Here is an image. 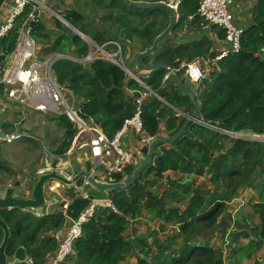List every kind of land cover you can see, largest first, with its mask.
Masks as SVG:
<instances>
[{
    "label": "trees",
    "instance_id": "trees-1",
    "mask_svg": "<svg viewBox=\"0 0 264 264\" xmlns=\"http://www.w3.org/2000/svg\"><path fill=\"white\" fill-rule=\"evenodd\" d=\"M3 2L4 0H0V6ZM33 5L34 3H28L25 6L24 11L16 17L14 27L0 39V64L4 59V51L11 52L16 47L22 28L30 27L32 36L47 30L42 21L29 19ZM198 7V0H182L178 7L180 17L173 30L185 27L186 18L198 16ZM123 9L127 14H136L140 24H143L131 30L144 38L143 50L150 47L158 35L154 30L158 23L169 20V12L164 8L135 6ZM83 14L72 8L64 16L73 25L85 23L88 27L90 23L83 20ZM57 22L58 26H62L61 21ZM51 34L52 32L42 33V39H48ZM95 36L103 41L100 45L108 40L102 37L103 33H96ZM64 39H67L65 34L58 36L53 45L46 47V51L63 52L64 47L60 48L59 45ZM169 39L168 36L164 38L153 54L144 58V63L149 64L153 60L154 63L177 66L185 60V54H189L187 60L192 59L190 51L179 54V50H176L188 46L174 47ZM71 40L70 47L73 46L75 52L81 56L88 53V44L79 35L73 33ZM54 71L59 82L72 88L79 98L82 116L86 119L93 118L110 137L123 127L127 118L134 115L138 105L136 100L140 91L144 90V86L128 76L120 66L101 58H96L88 66L68 58H59L54 63ZM167 73L166 68H157L146 71L142 77L152 91L167 101L166 103L154 93H148L143 99L142 122L145 131L152 136L158 135L162 121H165L166 130L161 133L171 135L185 123L187 117L180 115L173 106L186 109V104L191 103L192 109L187 107L190 113L195 108L190 95L181 84L172 76L165 78ZM178 77L182 84L187 83L182 73H178ZM196 99L200 105V116L207 124L191 122L175 141L158 144L156 148L159 147L163 154L160 155L155 148L153 161L132 185L111 191L110 197L118 211H114L112 207H99L101 212L96 210L93 219L84 225L81 237L75 242L69 261L76 264H123V260L132 255L137 247L141 250L150 248L143 235L139 239H132L125 234L130 228L131 219H138L143 209L152 212L154 218L178 222L186 237L191 234L195 238L202 236L226 212L231 200L240 193L238 189L245 183L249 186L253 182L259 195L256 203L252 204L254 211L251 215L238 220L237 224L243 230L231 237L232 243L237 246H234L231 258L239 263L237 253L242 256L241 259L262 254L264 140L231 136L220 132L214 126L233 132L251 130L255 134L264 135V0H259L254 8L251 26L243 29L240 49L214 63L210 75L203 80L196 92ZM54 119L63 130V138L55 148V153L63 155L71 145L76 128L65 115H57ZM148 148L144 146L142 153L146 154ZM215 152L218 154L214 155ZM135 170L134 167H128L126 175H118V180L129 179ZM169 170L195 176L210 175V180L215 185L224 186L225 190L218 192L217 202L207 210H203L205 196L199 189L191 195L188 203L185 201L184 194L192 192L193 189L191 182L183 185L172 179L168 184L175 189L167 187L163 194H155L152 186L160 182ZM149 172H153V177L146 179ZM175 199L184 202L185 208L181 209L179 205L172 204ZM0 214L11 230L8 256H12L17 247L23 246L34 264H42L47 254L57 247V241L50 231L59 229L65 223L63 213L37 216L31 211L16 207L0 209ZM223 225L221 222L217 226ZM131 228L137 233V229ZM3 236L4 232L0 227V244ZM253 236L258 239H252L251 248L245 246L242 240ZM159 242L161 243L160 240ZM249 249H254V252ZM138 261L140 264H148L143 258ZM169 261L171 264H223L222 258L212 245L187 241L178 255L165 260L163 264ZM256 262L262 264L259 259ZM157 264H161L160 261Z\"/></svg>",
    "mask_w": 264,
    "mask_h": 264
},
{
    "label": "built area",
    "instance_id": "built-area-1",
    "mask_svg": "<svg viewBox=\"0 0 264 264\" xmlns=\"http://www.w3.org/2000/svg\"><path fill=\"white\" fill-rule=\"evenodd\" d=\"M233 2L234 0H202L199 13L203 24H206L207 27L219 25L225 29V39L232 43L233 50L236 51L240 46L243 29L234 25L232 21L233 16L229 7ZM28 3H34L29 19L39 21L40 14L38 15V13H40L39 7H42L41 2L38 0H14L9 15L0 25V39L14 27L16 17L24 11ZM30 29V27L27 29L22 28L19 32L16 47L11 52L4 51V59L0 64V88L5 90V94L10 101L18 104L23 109L67 116L76 128L72 145L67 154L70 155L76 149H87L89 156L92 158V164L88 166V171L95 177L99 176V181L118 182V175H125L128 167L137 168L141 162L138 154L124 145L122 138L127 129L129 127L133 128L134 134L140 136L137 139L143 147L149 145L155 138L143 128L141 106L147 94L153 92L152 89L144 85V90L140 91V96L136 100L138 104L136 112L132 117L125 120L123 127L114 136L110 137L93 118L86 119L82 116L79 98L72 88L59 82L54 71V63L61 57L83 64L90 63L96 58L113 62L119 61L117 60L118 57L122 56L121 45L116 41H109L117 47L115 53H111L105 49L108 42L105 45H98L93 40L88 42L85 39L88 44H95L97 51L89 52L83 57L73 54L49 53L45 59H40L39 47L31 35ZM92 44H90L91 47H93ZM98 51L103 52L102 57L97 54ZM227 53L228 51H223L214 60H219ZM173 70L183 71L184 76L191 81H200L203 77V73L196 62H182L177 68L170 69V72ZM239 134L241 133H233L235 136ZM25 136L31 137V134L21 130L0 132V143H13ZM51 170L52 168L48 166L41 168L39 172L48 173ZM58 172L68 179H72L74 176L71 165L58 168ZM59 186L60 183L58 182L48 184L51 191L57 190ZM88 186L89 181L86 177L83 178L81 184H74L76 192L84 196ZM99 207H112L114 211H118L111 198L102 201L92 200L80 212L78 217L72 220L71 226L64 233L61 230L52 232V235L58 241V248L56 255L51 261H48V264H60L67 258L72 252L75 241L82 233L83 225L94 217Z\"/></svg>",
    "mask_w": 264,
    "mask_h": 264
},
{
    "label": "rangeland",
    "instance_id": "rangeland-1",
    "mask_svg": "<svg viewBox=\"0 0 264 264\" xmlns=\"http://www.w3.org/2000/svg\"><path fill=\"white\" fill-rule=\"evenodd\" d=\"M141 1H145V0H141ZM41 4L42 7H39L40 13H38V15L40 14L39 20L42 21L47 27V30H43L42 33L52 32V34L50 35V37H48V39L46 38L42 39V33L41 34L36 33V35L34 34L33 36L37 42V46L39 47L40 59H45L47 57L49 53L48 51H46V47L53 45L56 38L60 35L64 36L65 34L67 36V39H64L63 41L61 40L62 42L59 45L60 48L64 47V51L63 52L57 51L51 53L73 54L75 56H81L77 52H75L73 46L70 47L72 43L71 36L73 35V33L79 35V37L82 39L83 42H86L85 39L88 42L93 40L95 43L98 42L99 45L103 41L97 38L95 34L103 33L102 37H106V39H108L106 40V42H108L106 45H105L106 42L103 43L105 45V49L107 51H110L111 53H115L117 47L114 43L109 42V40L110 39L119 40L124 50L122 53V59L124 64L125 65L127 64L129 67L137 70L138 67L137 55L143 48L144 38H142L140 35H138L135 32H131V30H133L135 27L143 26V24H140V19L136 17V14L135 15L127 14L126 12H124L123 9V8L125 9L135 8V6L129 5V3H126L125 0H43ZM72 8L84 13L82 17L83 20L85 22L90 23L88 27L85 26V23H76V25H74L78 30L84 31L85 32L84 34H86L88 38L86 37L83 38L81 34H79V32L75 31L76 29L73 27V24L71 22L68 23L69 21L68 22L63 21V19H66L64 16L66 11ZM131 17L133 18V20H129ZM58 20L61 21L62 26H58V22H57ZM161 22L162 21H160L159 23L161 24ZM187 31L188 30H186V32ZM175 35H177V33H175ZM88 42L86 43L88 44ZM90 44H88V49H89L88 53L97 51V46L95 44H92L93 47H91ZM185 45L190 46L189 43ZM75 48H77V46H75ZM102 53H103L102 51H98L97 54L100 57H102ZM85 65L88 66L89 62H86ZM126 73L128 74V76H130L128 72ZM145 73L146 72L138 71V75L141 78L145 76L144 75ZM186 82L190 84L187 80ZM190 86L193 88L192 84H190ZM11 103L15 104L12 101ZM186 105L187 106L189 105L192 109L191 103L190 104L188 103ZM175 111H177L178 113L180 112L178 111V109H176ZM16 116L18 121L25 119L23 118V116L21 117L20 115H16ZM55 116L57 115L50 112L30 113L28 118L23 120L22 124H20V127L22 126L21 129L27 130V132L32 135V137H30L31 139L37 138L36 140L42 143L43 147H41V149L39 150L40 155H43L44 153H48L54 156L53 149H55L58 146L59 142L63 138V130L57 126V122L54 119ZM164 124L165 121H162L161 123L162 129H164ZM240 133L241 134L238 135L240 136V138H244V139L254 138V139L264 140V135L255 134L254 131L251 130H246ZM135 137L140 138L139 135H135ZM22 140L23 143L16 141L13 143H4L0 145V153L3 155V157L8 158L10 156V153H17V152L22 153L21 144L24 145L26 144L27 146L23 148L24 150L23 152L25 154L23 156L22 155L20 156L26 157V161H27L31 155L26 148L30 147L31 149L32 147H36V145L34 143H29L27 139H22ZM156 149L158 153H160V155L163 154V152L159 147H157ZM75 151H79V150L76 149ZM84 151L89 155L87 150L84 149L82 151V154L76 155L74 159L76 168L78 169V164H79L80 170H82L83 167L86 166V159L88 160V158L83 156ZM217 154H218L217 152L214 153V155ZM46 160H48L50 163L53 162V158L50 157L49 155H46ZM152 161L153 159L150 162ZM89 164L90 165L92 164L91 161L89 162ZM27 166L28 165H25V167ZM171 171L170 170L167 171L166 172L167 174L166 173L164 174L163 179H161L160 182H158L156 185L152 186L151 189L155 194H163L166 191L167 187L175 189V187H171L168 184L169 180L172 179L178 180L177 182L182 183L183 185H187V183L191 182L193 183L192 185L193 189L192 192H188L184 194L185 201H187L188 203L189 200L191 199V195L195 192V190L199 189L201 193L205 196V204L203 210H207L210 208L211 205L217 202L218 192H220V190L223 191L225 190L224 186L220 187L218 185H215V183L210 180V175L195 176L191 173L182 174L178 171H172V172ZM153 172H149L145 176V178L151 179L153 177ZM96 177L99 178V176ZM255 181H260V180H255ZM246 184L247 183L242 185L238 189L240 193L237 196H234L235 199H240L241 202L238 201L231 202L225 214L221 217V221L228 219L229 222L231 223L232 221L230 220L231 218H229V215L230 213L233 212V210L234 212L237 211V215L239 219L244 218V216H248V215L250 216L251 213L254 211L252 204L253 202L256 203L259 192H257L258 190L257 191L255 190L256 185H254V182L249 186H246ZM67 189L71 194H74V189L72 187H67ZM50 199L53 200L51 204L53 205L52 208H57L59 202L56 193H53V197ZM172 204L179 205L181 209H184L186 206L184 202H178L176 199L172 201ZM36 211L37 213L36 212L34 213L37 216H39L41 213L38 210ZM97 212H101V209H98ZM141 214L142 215L138 219L134 221L131 220L130 227H133L141 231L140 233H137V236L141 234L147 235L146 240L149 243L152 242L153 247L142 248L143 250H141L140 247H137L132 255L127 257L125 260H123L125 264H140L138 261L139 258L146 259L148 264H157L158 261H160V263L163 264L165 260H170L171 258L178 255L180 249L183 247V245H185L186 241L187 243L209 244L211 243V240L213 239L217 240L219 236L220 227L217 225L218 223H221V221L219 222L220 218L216 223H214L211 227L205 230L206 234L195 238L191 233H190L191 236L188 235L189 237H186V235L183 234L182 232L183 230L181 228V225L176 221L170 222V221H165L158 217L154 218L155 215L147 209H143V212ZM230 230H232V228ZM130 231L131 230H128V232H125V234L130 235L131 233ZM154 231H156L157 235L163 237L161 245L156 246V244L153 242L155 239H159L158 236L153 234ZM234 233L236 232L232 231L228 237L227 236L225 237V243H227V241L230 240L231 243L228 245L232 247V251L234 247L232 245V241L230 238L233 236ZM151 238L153 239V241ZM251 241L252 239L250 238L242 240L243 244L249 248H251L250 247ZM234 246L237 247L235 244ZM232 251L231 249H227V253L223 251V253L220 255L218 252V255L222 258L223 264H255L254 256H251L250 258L249 256H246L245 258L241 259L242 256H240L239 253L236 254L237 258L240 260L239 263H237L234 258L233 259L231 258ZM249 251L254 252V249L252 250L249 249ZM52 253L53 251L47 254L46 259L42 264H48V261H51ZM260 259L261 262L264 261V256L260 257ZM8 260L14 264H19V262L11 256L8 258ZM72 264H76V263L73 262ZM167 264H171V262L169 261ZM256 264L258 263L256 262Z\"/></svg>",
    "mask_w": 264,
    "mask_h": 264
},
{
    "label": "crops",
    "instance_id": "crops-1",
    "mask_svg": "<svg viewBox=\"0 0 264 264\" xmlns=\"http://www.w3.org/2000/svg\"><path fill=\"white\" fill-rule=\"evenodd\" d=\"M146 1H156V0H146ZM160 1H166V0H160ZM183 1L186 2V0H183ZM191 1L194 2L195 0H191ZM258 1L259 0H235L234 3L230 5L229 7L230 11L233 14V20L237 26L243 29L251 26V24L253 23V10L254 8L257 7ZM13 3H14V0H4V2L1 4L0 6V25L5 21L6 17L9 15L13 7ZM167 25H168V21L163 20L161 24L159 23L158 26L166 27ZM186 30L188 31L186 32ZM175 33H177V35H175ZM170 42L174 47L183 46L189 43L191 46L176 48V50H179V54L182 51H186V52L190 51L189 52L190 55H193L191 60L200 61L203 69L205 68V63L202 60L209 59V57L208 56L200 57V55L210 54L215 51L218 52L231 45L229 41L226 42L224 37H222L221 27L213 26L211 29H202L199 25V20L196 15L189 17V23L186 24L185 27L179 28L173 33V35L170 38ZM184 57L186 61H189L187 60V58L189 57V54H185ZM126 66L130 70L132 69L134 72L138 74V71L136 69L129 67L127 64ZM204 71L208 74L210 71V68L208 69V71H206L205 69ZM186 80L191 84V82L188 79ZM190 84H186V85L190 88ZM175 107L174 109L176 110ZM185 107L186 109L184 108L180 109V112H179L180 115H182V113L184 112H188L187 107H189V105L188 106L186 105ZM38 112L39 111H36L33 109H23L18 104L11 103V101L8 99V97L5 94V90L0 88V132L1 133H5L9 131H17V130L27 132V130L21 129L22 126L20 127V124H22L23 120L28 118L30 113H38ZM16 115H20V117L23 116V118L25 119L18 121ZM165 129H166V125L164 124V129H162L161 124H160V130L158 131V136L166 135L164 133H161ZM22 139H27L29 143H34L36 147H32L31 149L30 147L26 148L27 151L31 155L27 161H26V157H22L25 154L23 152L24 151L23 148L27 146L26 144L25 145L21 144L22 153L20 152L10 153V156L8 158L3 157V155L0 153V189L1 190H4L8 187H13L15 189V192L23 193L24 190L26 189L27 193H30L39 178V172H38L39 168L52 165V163L46 160V155H49L50 157H52L53 161L55 159H58L59 167L67 166L73 163L75 173H78L80 171V166L77 163L78 169L76 168L74 159L76 155H81L84 149H80L79 151H73L70 154L71 160H68L67 156L66 155L64 156V154L63 155L56 154L55 149H53L54 156L48 153H44L43 155H40L39 150L41 149V147H43V145L41 142L36 140L37 138L31 139L30 137L29 138L24 137ZM22 139H20V141L18 142L23 143ZM122 140L126 147H129L130 149L134 150V152L138 153L139 156L142 155L141 150L143 146L140 145L138 139L135 137L133 128L129 127L127 129ZM2 144L4 143H0V145ZM83 156L88 158V160L86 159V167H88L90 165L89 162L91 161L92 163V158L85 151H84ZM25 165H28V166L25 167ZM67 187H72V186L62 185L55 192H51L47 189V192H46L47 198L48 199L52 198L53 193H56V195L58 196V202H59L57 208H52L53 205H50V207L48 208L49 212L62 211L63 210L62 204L64 203V201H70L72 197L77 196L75 191H74V194H71L68 191ZM235 201L241 202L240 199L234 198L231 200V202H235ZM231 202L229 203V205L231 204ZM32 211L37 213L36 210H32ZM224 214L220 216V220L218 219L219 222L221 221V217ZM229 218H231L230 220L232 222L230 223L228 219L221 221V222H224L223 223L224 225L223 227L219 226L220 231H219V236L217 240L216 239L211 240V244L214 247H217L223 250L224 252L227 251L225 237L226 236L228 237L232 231L240 232L241 230H243V228L242 229L239 228V225L237 224L239 223L238 222L239 217L237 215V211L234 212L233 210V212L230 213ZM70 225H71V219L65 218V223L62 225V228H61L62 233H64ZM231 228L232 230H230ZM138 232L140 233L141 231L138 230ZM252 239L257 240L258 238L253 236ZM228 242H230V240L227 241V243ZM232 245L234 246L233 243ZM57 248H58V242H57V247L55 248L54 252L51 255V258L55 255ZM261 252H262L261 255H257V256L254 255L255 264H256V259L261 260L260 257L264 256V249L261 248ZM72 263L73 262L69 261V263H66V264H72ZM123 264L125 263L123 262ZM262 264H264V261H262Z\"/></svg>",
    "mask_w": 264,
    "mask_h": 264
},
{
    "label": "water",
    "instance_id": "water-1",
    "mask_svg": "<svg viewBox=\"0 0 264 264\" xmlns=\"http://www.w3.org/2000/svg\"><path fill=\"white\" fill-rule=\"evenodd\" d=\"M125 2L129 3L130 5L141 7V8H164L169 12L170 16V23L169 25L154 39L152 45L147 48L146 50L142 51L137 57V64L139 69L143 71H150L157 68H166V65L161 63H151V64H144L143 60L147 55L152 54L159 44L162 42L164 38L171 34L174 26L178 22V12L173 7L176 5L178 0H172L171 3L168 2H153V1H141V0H125ZM63 21H67L63 19ZM68 22V21H67ZM70 23V22H68ZM73 27L76 29L75 31L80 32L74 25ZM126 72H128L133 77H138L135 73L130 71L127 67H123ZM175 80L181 84V87L185 89L188 94L190 95L192 102L195 105V111L192 115L188 116L185 123L182 127L173 135L167 134L163 136L157 137L148 148L147 154L142 159V162L136 168L135 172L131 175L129 179L120 180L115 183H107V182H100L94 178L93 174L87 171V167H83L78 173L74 175L72 179H67L66 177L59 174L57 168H61L58 166V159H55L52 162V171L49 173H40L39 178L33 187L31 193L29 195H25L24 192H15L13 187H8L4 190L0 189V209H12V208H21V209H34L38 210L41 215H45L48 213V208L52 204L53 200L48 199L46 195V185L50 180H58L66 185H72L74 182L78 181L82 176H85L88 181L90 182L91 188L87 190L86 196H77L73 198L66 206V215L71 219H76L80 212L92 201V200H107L110 197V193L112 190L115 189H123L127 188L134 183L137 177L149 166L151 158L154 154L155 148L160 143H166L175 141L179 138L188 124L192 121H200V106L196 100V97L193 91L186 85L182 84L177 76H175ZM160 99V97L156 92H154ZM166 102V100H165ZM0 226L4 231V237L0 244V264H14L8 261V243L11 236V230L8 224L4 221L0 214ZM13 257L19 261L23 262L27 258L26 250L23 246L17 247L13 253Z\"/></svg>",
    "mask_w": 264,
    "mask_h": 264
},
{
    "label": "clouds",
    "instance_id": "clouds-1",
    "mask_svg": "<svg viewBox=\"0 0 264 264\" xmlns=\"http://www.w3.org/2000/svg\"><path fill=\"white\" fill-rule=\"evenodd\" d=\"M39 2H42V0H38ZM146 1V0H145ZM171 1L172 0H166V1H159V2H168V3H171ZM201 1L202 0H199V7H198V11H197V14H198V20H199V25H200V27L202 28V29H211L213 26H218V27H221V26H219V25H210L209 27H207L206 26V24H203V20H202V17L200 16V13H199V8H200V5H201ZM235 1V0H234ZM153 2H156V1H153ZM180 2H181V0H178V2L176 3V5H174L173 7L177 10V12H178V7H179V4H180ZM234 3V2H233ZM232 3V4H233ZM13 5H14V3H13ZM36 5H37V3H36ZM230 9V8H229ZM231 12V11H230ZM232 14V13H231ZM232 16H233V14H232ZM179 17H180V15H179V12H178V19H179ZM191 17V16H190ZM232 21H233V23H234V20L232 19ZM169 23H170V16H169V20H168V25H169ZM189 23V17L188 18H186V24H188ZM159 24V23H158ZM177 24V23H176ZM167 25V26H168ZM234 25H236L235 23H234ZM166 26V27H167ZM237 26V25H236ZM165 27V28H166ZM175 27V26H174ZM237 27H239V26H237ZM164 28V29H165ZM222 28V37H224V39H225V37H226V31H225V29L223 28V27H221ZM240 28V27H239ZM163 27L162 26H156L155 28H154V30L156 31V33L159 35L163 30ZM174 29V28H173ZM176 30H172V32H171V34H169V38H171V36L173 35V33L175 32ZM79 34H81V36L83 37V36H86V34H84V32H82V31H80L79 32ZM87 37V36H86ZM157 37V36H156ZM155 37V38H156ZM241 37H242V35H241ZM241 37H240V41H241ZM170 40V39H169ZM109 41H116V42H118L120 45H121V42L119 41V40H116V39H110ZM225 41L227 42L228 40H226L225 39ZM231 43V42H230ZM99 45V44H98ZM103 45V44H102ZM152 45V44H151ZM121 48H122V53H123V47H122V45H121ZM143 48H144V41H143ZM143 48H142V50L138 53V55L142 52V51H144L143 50ZM149 48V47H148ZM158 48V47H157ZM147 49V48H146ZM145 49V50H146ZM239 49H240V46H239ZM238 49V50H239ZM238 50H233V46H232V43H231V45L230 46H228L227 48H224V49H222L221 51H218V52H213V53H210V54H208L207 56L209 57V59H204V60H202L204 63H205V70L206 71H208V69L210 68V71H209V73L207 74L205 71H204V69H203V67H202V65H201V62L200 61H197V60H190V61H187V62H196V64L200 67V69H201V71H202V73H203V77H202V79L200 80V81H191L188 77H186V79H188L190 82H191V84L193 85V88L190 86V89L193 91V93H194V95H195V97H196V92L199 90V88H200V86H201V84H202V82H203V80L207 77V76H209L210 75V73H211V70H212V67H213V65H214V63H216L217 61H219L220 59H222L223 57H225V56H227L228 54H230V53H232V52H237ZM223 51H228V53L225 55V56H223V57H221L219 60H214L215 59V57L217 56V55H220ZM88 54V53H87ZM86 54V55H87ZM153 54V53H152ZM152 54H150V55H152ZM137 55V56H138ZM83 56H85V55H83ZM148 56V55H147ZM201 57V56H200ZM203 57H206V56H203ZM61 58H65V57H61ZM152 58H153V56H152ZM151 58V59H152ZM101 59H103V58H101ZM121 59V60H120ZM117 60H119V61H110V62H112V63H114V64H116V65H118V66H120L122 69H123V67H127L125 64H124V62H123V59H122V56L120 57L119 56V58L117 59ZM106 61H109V60H106ZM153 60H151L150 61V63L149 64H151V63H154V62H152ZM186 60H183L182 62H185ZM182 62H180L179 63V65H177V66H168V65H166V69H167V71L168 72H170V69H174V68H177L178 66H180V64L182 63ZM91 63V62H90ZM143 63H144V60H143ZM145 64V63H144ZM128 68V67H127ZM129 69V68H128ZM123 70H125V69H123ZM130 70V69H129ZM130 71H132L133 73H135L138 77L136 78V77H133L132 75H130V77H132V78H134L135 80H137L138 82H140L143 86L144 85H147L143 80H142V78L136 73V72H134L132 69L130 70ZM137 71H140V72H146V71H143V70H141V69H139V67H137ZM178 73H182V75H185L184 74V72L183 71H171L170 72V74L167 76L166 75V79L168 78V77H170V76H172L174 79H175V76H177V78L179 79V81H180V78L178 77ZM168 74V73H167ZM207 74V75H206ZM145 75V74H144ZM176 81V80H175ZM182 83V82H181ZM183 84H188V83H183ZM148 86V85H147ZM152 93H154V91L152 92ZM157 96V95H156ZM164 99V98H163ZM197 100V99H196ZM163 101H165V100H163ZM198 102V101H197ZM166 103H167V101H166ZM193 103V102H192ZM194 104V103H193ZM198 104H199V102H198ZM173 106V105H172ZM195 106V105H194ZM200 106V105H199ZM173 107H175V106H173ZM176 109H178V111H180V109L181 108H179V107H175ZM194 111H195V108H194ZM194 111L192 112V113H190L189 111L188 112H184L183 113V116H186L187 118H188V116H190V115H192L193 113H194ZM199 118H200V121H195V122H198V123H204V124H207L205 121H203V119H202V117L201 116H199ZM192 122H194V121H192ZM191 123V122H190ZM189 125V124H188ZM209 125V124H208ZM182 127V126H181ZM143 128H144V126H143ZM187 128V127H186ZM214 128H216L217 130H219L220 132H223V133H227V134H230L231 136H235V135H233V133H240V132H243V131H236V132H233V131H228V130H225V129H222V128H220V127H217V126H214ZM145 130V129H144ZM185 131V130H184ZM229 132H231V133H229ZM149 134V133H148ZM183 134V133H182ZM254 134V133H253ZM167 135V134H166ZM259 135H261V134H259ZM25 137H27V136H25ZM31 137H32V135H31ZM154 140L157 138V137H159L158 135L157 136H155L154 135ZM235 137H240V136H235ZM24 138V137H23ZM22 139V138H21ZM250 139H254V138H250ZM153 140V141H154ZM17 141H19V140H17ZM73 141V140H72ZM152 141V142H153ZM16 142V141H15ZM151 142V143H152ZM150 143V144H151ZM149 144V145H150ZM71 145H72V142H71ZM71 145H70V147H71ZM149 145H145V146H148L149 147ZM70 147H69V149H70ZM68 149V150H69ZM143 149V148H142ZM68 150L64 153V156L66 155L67 156V159L68 160H71V158L69 157V155L67 154V152H68ZM78 150V149H77ZM75 151V150H74ZM142 152V151H141ZM138 154V153H137ZM147 154V153H146ZM139 155V154H138ZM153 159V156H152V158H151V160ZM141 161V160H140ZM142 162V161H141ZM140 162V163H141ZM150 164V163H149ZM71 165V167H72V172H73V174L75 175L76 173H75V169H74V166H73V163H71L70 164ZM44 167H46V166H44ZM48 167V166H47ZM51 168H52V166H50ZM63 167V166H62ZM43 168V167H42ZM41 169V167L39 168V170ZM58 169V168H57ZM136 169V168H135ZM87 171H88V167H87V169H86ZM52 171V170H51ZM39 172V171H38ZM49 173V172H48ZM39 174H40V172H39ZM74 177V176H73ZM72 177V178H73ZM85 176H82L78 181H76V182H74L72 185H66V184H64V183H62L61 181H58V180H50V182H48L47 183V186H46V192H47V189L49 190V191H51L50 189H49V187H48V184H51L52 182H58V183H60V186L58 187V189L62 186V185H66V186H72L73 187V189H74V191H75V193H76V195L77 196H81V195H79L77 192H76V190H75V187H74V184H81L82 183V180H83V178H84ZM94 178L95 179H97L98 180V178H96L95 176H94ZM68 179V178H67ZM122 180H125V179H122ZM99 181V180H98ZM120 181V180H119ZM100 182H102V181H100ZM91 188V186H90V182H89V186L87 187V190L88 189H90ZM57 189V190H58ZM57 190H55V191H57ZM87 190H86V192H87ZM25 191H26V189H25ZM55 191H51V192H55ZM31 193V192H30ZM30 193H27V191L25 192V195L27 194V195H29ZM110 195H111V193H110ZM77 196H74V197H72L71 199H70V201L73 199V198H75V197H77ZM84 196V195H83ZM86 196V195H85ZM109 198H111V197H109ZM70 201H64V203L62 204V207H63V210L62 211H60L61 213H63L64 214V216H65V218H69L67 215H66V206L65 205H67ZM66 202H68V203H66ZM21 209V208H20ZM22 210H28V211H31V212H33L34 213V211H32V210H34V209H30V208H28V209H22ZM58 211H55V212H49L48 211V213L47 214H51V213H57ZM35 214V213H34ZM46 215V214H45ZM39 216H42L41 214L39 215ZM69 219H71V218H69ZM93 219V218H92ZM91 219V220H92ZM72 220L73 219H71V223H72ZM90 220V221H91ZM132 220V219H131ZM132 221H134V220H132ZM88 223V222H87ZM85 225V224H84ZM84 225H83V227H84ZM71 226V225H70ZM69 226V227H70ZM1 227V226H0ZM68 227V228H69ZM61 228H62V226L59 228V229H57V230H61ZM3 230V229H2ZM129 230H131L132 232H133V234H130V236H131V238L132 239H139L140 238V235L139 236H137V233H139L138 232V229H137V233H135L133 230H132V228L130 227L129 228ZM53 231H55V230H53ZM53 231H50V234L52 235V232ZM4 232V231H3ZM82 232H83V229H82ZM154 235H156V236H158L159 237V240L162 242V239H163V237H161L160 235H157V233H156V231H154V233H153ZM81 235H82V233H81ZM81 235L79 236V238L81 237ZM141 235H143V238H145V239H147V235H145V234H141ZM53 236V235H52ZM129 236V235H128ZM4 237V236H3ZM11 237V236H10ZM54 237V236H53ZM250 239H252V238H250ZM159 240L158 239H155L154 241H153V239H152V241L156 244V246H158V245H161V243L159 242ZM57 241V240H56ZM77 241V240H76ZM75 241V242H76ZM58 242V241H57ZM149 243V242H148ZM209 243V242H208ZM231 242H228V243H226V248L227 249H231V251H232V247L231 246H229L228 244H230ZM75 244V243H74ZM210 245H212L211 243H209ZM209 244H207V245H209ZM149 245H150V248H152L153 246H152V242H150L149 243ZM209 245V246H210ZM213 246V245H212ZM214 247V246H213ZM234 247V246H233ZM73 248H74V246H73ZM235 248V247H234ZM55 250V249H54ZM54 250H53V252H54ZM214 251L216 252V253H218L219 252V255L220 254H222L223 253V250H221V249H219V248H217V247H214ZM27 253V252H26ZM56 253H57V251H56ZM56 253H55V255H56ZM73 253V249H72V252L67 256V258L63 261V262H61L60 264H63V263H69V257H70V255ZM225 253H227V251L225 252ZM54 255V256H55ZM54 256L52 257V258H54ZM10 256H8V258H9ZM11 257H13V255L11 256ZM14 258V257H13ZM15 259V258H14ZM9 261V260H8ZM151 261V260H150ZM149 261V262H150ZM19 262V261H18ZM148 263V262H147ZM19 264H34L33 263V259L31 258V257H29L28 255H27V258H26V260L25 261H23V262H19Z\"/></svg>",
    "mask_w": 264,
    "mask_h": 264
},
{
    "label": "flooded vegetation",
    "instance_id": "flooded-vegetation-1",
    "mask_svg": "<svg viewBox=\"0 0 264 264\" xmlns=\"http://www.w3.org/2000/svg\"><path fill=\"white\" fill-rule=\"evenodd\" d=\"M165 130H166V129H165ZM167 132L170 133V131H167ZM170 135H171V134H170ZM166 143H169V142H166ZM163 144H165V142H164ZM141 154H142V155H141V156L138 155V157H139V159L142 161V159L144 158V156H145L146 154H145V153H142V152H141Z\"/></svg>",
    "mask_w": 264,
    "mask_h": 264
}]
</instances>
